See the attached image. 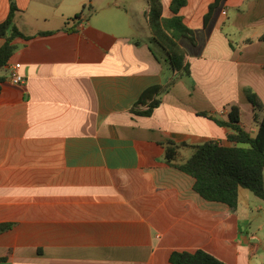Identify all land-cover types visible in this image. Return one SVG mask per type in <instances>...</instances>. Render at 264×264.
<instances>
[{"label": "crops", "instance_id": "obj_1", "mask_svg": "<svg viewBox=\"0 0 264 264\" xmlns=\"http://www.w3.org/2000/svg\"><path fill=\"white\" fill-rule=\"evenodd\" d=\"M143 1L136 14L148 26ZM215 1L187 0L180 12L195 39L180 42L185 77L135 27L116 34L106 16L92 21L99 0H0V25L14 5L15 27L32 37L15 38L0 69V228L10 227L0 264H171L196 251L264 264V201L240 189L235 210L208 202L176 168L208 141L229 146L228 130L198 114L226 122L235 106L255 136L244 89L264 106V0L220 1L205 21ZM132 8L114 0L103 10ZM15 64L22 85L9 81ZM173 78L150 116L134 113L146 110L135 107L144 90Z\"/></svg>", "mask_w": 264, "mask_h": 264}, {"label": "trees", "instance_id": "obj_2", "mask_svg": "<svg viewBox=\"0 0 264 264\" xmlns=\"http://www.w3.org/2000/svg\"><path fill=\"white\" fill-rule=\"evenodd\" d=\"M223 0H216L209 6L205 21L211 12ZM147 24L151 40L167 56L173 72L180 76H189V65L185 61L186 52L181 47V40L195 43L194 33L186 24L181 10L186 7L187 0H171L168 6L169 16H164L162 0H147ZM84 9V8H83ZM16 8L11 6L5 22L0 25V37L5 38L0 47V69L7 65L17 46L12 44L15 38L29 40L32 37L23 35L14 25L13 17ZM80 15L72 20L79 19ZM50 33H38L45 36ZM264 40V36L260 41ZM247 41L245 44H250ZM4 78L0 76V91ZM173 78L165 86L156 84L144 90L139 96L135 107H146V110H136L138 116L148 117L159 106L160 96L167 92L175 83ZM246 99L253 108V121L258 124L255 136L246 132L240 122L239 109L231 107L227 121H220L206 113L199 116L214 121L218 126L228 130L226 136L229 146L217 141H208L195 147L193 155L182 165L176 168L194 179V191L208 202L222 203L235 210L238 205V192L245 189L256 198L264 201V106L258 96L250 89L245 88ZM175 149H166V163L172 164ZM1 231L10 229L2 226ZM171 264H224L211 255L202 252H175L170 257Z\"/></svg>", "mask_w": 264, "mask_h": 264}, {"label": "rangeland", "instance_id": "obj_3", "mask_svg": "<svg viewBox=\"0 0 264 264\" xmlns=\"http://www.w3.org/2000/svg\"><path fill=\"white\" fill-rule=\"evenodd\" d=\"M110 1H114V0H99V3L97 5L98 8V14L94 15L92 18V21H98L100 18H102V16H106V20H112L113 21V26H114V33L116 34H125L127 33V28L126 25L130 24L131 26L136 28V34H134L133 36L136 39H143V40H147L148 38H150L151 40V36H150V32H149V28L145 23V19L143 16H137L136 11H138V9L142 6H145V3L143 0H118L119 1V5L123 8H131V6L133 7L128 15L126 16L125 13L122 10H116V9H105L106 4L109 3ZM85 18H89L91 14H89L88 9L86 8L84 10L83 13ZM152 41V40H151ZM153 42V41H152ZM153 50L156 52V54H158L157 52H159V54L161 51L153 46L152 47ZM0 73H4V70H1Z\"/></svg>", "mask_w": 264, "mask_h": 264}, {"label": "built area", "instance_id": "obj_4", "mask_svg": "<svg viewBox=\"0 0 264 264\" xmlns=\"http://www.w3.org/2000/svg\"><path fill=\"white\" fill-rule=\"evenodd\" d=\"M9 81L14 85H22L25 83V79L19 73V65L15 64L10 67Z\"/></svg>", "mask_w": 264, "mask_h": 264}]
</instances>
